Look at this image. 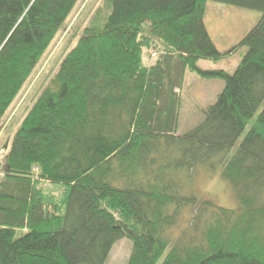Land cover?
I'll list each match as a JSON object with an SVG mask.
<instances>
[{
    "label": "trees",
    "instance_id": "1",
    "mask_svg": "<svg viewBox=\"0 0 264 264\" xmlns=\"http://www.w3.org/2000/svg\"><path fill=\"white\" fill-rule=\"evenodd\" d=\"M78 1L0 0V123ZM208 1L106 0L78 35L5 144L0 264H107L123 238L128 264H264V0H214L263 13L232 73L198 64L238 47L215 45ZM187 70L224 87L179 134ZM221 166L238 208L195 187Z\"/></svg>",
    "mask_w": 264,
    "mask_h": 264
},
{
    "label": "rangeland",
    "instance_id": "2",
    "mask_svg": "<svg viewBox=\"0 0 264 264\" xmlns=\"http://www.w3.org/2000/svg\"><path fill=\"white\" fill-rule=\"evenodd\" d=\"M105 6L106 0H79L75 5L0 123V164L8 151L5 144L32 107L37 93L55 76L61 59L75 46L78 35ZM262 14L260 10L209 0L204 20L215 45L221 52L238 47L217 60L201 59L199 66L204 69L222 68L230 73L234 72L247 51L246 46L239 44L259 22ZM223 87L222 79L203 78L196 72L187 70L181 89L179 134L190 130L204 118L203 110L215 103ZM1 168L0 165V171ZM222 173L223 166L215 173L201 170L196 176L195 187L201 198L212 199L223 207L238 208L240 204L237 195L230 181L224 178ZM42 186L44 191L50 194L61 195L63 190L60 184L44 182ZM193 213V208L185 209L180 225L174 230L175 236L188 225ZM131 252L132 242L127 238L119 240L111 250L107 264H128Z\"/></svg>",
    "mask_w": 264,
    "mask_h": 264
}]
</instances>
